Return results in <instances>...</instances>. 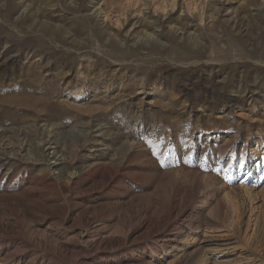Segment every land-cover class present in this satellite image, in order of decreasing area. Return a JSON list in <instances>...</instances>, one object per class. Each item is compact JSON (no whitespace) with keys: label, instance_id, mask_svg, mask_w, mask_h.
<instances>
[{"label":"rangeland","instance_id":"1","mask_svg":"<svg viewBox=\"0 0 264 264\" xmlns=\"http://www.w3.org/2000/svg\"><path fill=\"white\" fill-rule=\"evenodd\" d=\"M222 3L0 0V264H264V0Z\"/></svg>","mask_w":264,"mask_h":264},{"label":"bare ground","instance_id":"2","mask_svg":"<svg viewBox=\"0 0 264 264\" xmlns=\"http://www.w3.org/2000/svg\"><path fill=\"white\" fill-rule=\"evenodd\" d=\"M211 6L214 10H217L219 7H221L224 3H222V0H210ZM23 4V3H22ZM218 6V7H217ZM26 7V6H25ZM24 7V8H25ZM217 7V8H216ZM96 18V16H94ZM51 34V33H50ZM49 34V35H50ZM3 75V74H2ZM22 75V74H21ZM24 85V84H23ZM22 86V85H21ZM24 87V86H23Z\"/></svg>","mask_w":264,"mask_h":264}]
</instances>
